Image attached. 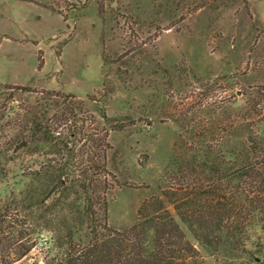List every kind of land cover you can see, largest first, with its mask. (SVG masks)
<instances>
[{
  "label": "rangeland",
  "instance_id": "1",
  "mask_svg": "<svg viewBox=\"0 0 264 264\" xmlns=\"http://www.w3.org/2000/svg\"><path fill=\"white\" fill-rule=\"evenodd\" d=\"M105 78L114 86L106 113L112 126L108 168L116 177L107 214L120 229L136 220L143 202L151 203L149 210H172L161 190L182 115L195 126L211 116L224 118L231 129L220 132L226 146L250 131L264 145V0H0L3 124L8 95L15 106L27 98L15 92L19 86L84 98L102 92ZM2 130L0 145L12 132ZM197 138L195 144L202 140ZM10 158L0 154V264H44L56 231L46 218L52 215L23 200L30 181L23 172L37 169L45 157ZM249 233L252 249L226 253L231 264H264V230L251 226ZM41 234L49 237L45 248L35 246ZM75 234L80 238L83 231Z\"/></svg>",
  "mask_w": 264,
  "mask_h": 264
},
{
  "label": "trees",
  "instance_id": "2",
  "mask_svg": "<svg viewBox=\"0 0 264 264\" xmlns=\"http://www.w3.org/2000/svg\"><path fill=\"white\" fill-rule=\"evenodd\" d=\"M162 73L170 85L169 69ZM102 89L82 98L19 86L15 92L27 98L15 106L11 92L6 124L0 118V130H12L0 154L10 153L12 160L24 153L45 157L37 169L22 173L30 177L23 195L27 207L52 215L46 218L56 231L44 264H210L197 246L222 264L219 258L226 262V253L250 252V227L264 230V145L252 131L230 146L220 142L231 130L221 123L224 118L211 116L214 124L198 126L186 115L176 119L161 190L173 211L149 210L151 203L143 202L132 224L117 229L108 223V193L116 184L108 168L112 126L106 102L114 91L112 80L105 78ZM179 222L197 246L185 239Z\"/></svg>",
  "mask_w": 264,
  "mask_h": 264
},
{
  "label": "built area",
  "instance_id": "3",
  "mask_svg": "<svg viewBox=\"0 0 264 264\" xmlns=\"http://www.w3.org/2000/svg\"><path fill=\"white\" fill-rule=\"evenodd\" d=\"M49 237L44 236L43 234H41L38 242L35 244V246H37L38 248H45L46 245L48 244V240Z\"/></svg>",
  "mask_w": 264,
  "mask_h": 264
},
{
  "label": "water",
  "instance_id": "4",
  "mask_svg": "<svg viewBox=\"0 0 264 264\" xmlns=\"http://www.w3.org/2000/svg\"><path fill=\"white\" fill-rule=\"evenodd\" d=\"M15 103V102H14Z\"/></svg>",
  "mask_w": 264,
  "mask_h": 264
}]
</instances>
